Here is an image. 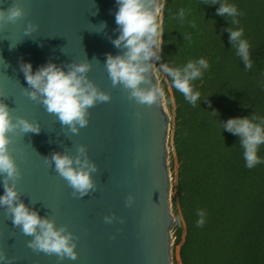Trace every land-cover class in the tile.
<instances>
[{
    "label": "water",
    "instance_id": "obj_1",
    "mask_svg": "<svg viewBox=\"0 0 264 264\" xmlns=\"http://www.w3.org/2000/svg\"><path fill=\"white\" fill-rule=\"evenodd\" d=\"M13 5L24 15L0 28V99L13 118L27 119L40 129L9 134V150L20 173L17 191L29 209L73 234L77 258L60 260L29 248L32 237L13 226L3 208L0 251L14 258L13 264H172L167 162L171 118L162 97L151 106L139 104L109 78L106 54L126 51L111 43L119 36L115 0H0L2 9ZM29 23L37 28L25 35ZM153 59L146 62L150 83L145 88L159 86ZM86 61L91 64L88 78L111 99L91 107L87 126L72 134L25 94L28 85L20 64L30 62L35 71L51 62L67 70ZM79 145L97 166L92 177L96 187L83 197L74 196L67 181L43 159L53 152L75 156ZM105 216L114 219L106 223Z\"/></svg>",
    "mask_w": 264,
    "mask_h": 264
},
{
    "label": "trees",
    "instance_id": "obj_2",
    "mask_svg": "<svg viewBox=\"0 0 264 264\" xmlns=\"http://www.w3.org/2000/svg\"><path fill=\"white\" fill-rule=\"evenodd\" d=\"M221 2L236 6L238 24L216 14ZM164 4L160 64L182 67L201 57L209 64L191 82L200 93L195 105L166 73L159 83L171 114L173 251L179 264H264V144L257 151L262 162L249 169L240 138L223 128L229 118L264 117V0ZM230 28L243 29L251 69L236 55ZM197 210L204 213L201 226Z\"/></svg>",
    "mask_w": 264,
    "mask_h": 264
},
{
    "label": "clouds",
    "instance_id": "obj_3",
    "mask_svg": "<svg viewBox=\"0 0 264 264\" xmlns=\"http://www.w3.org/2000/svg\"><path fill=\"white\" fill-rule=\"evenodd\" d=\"M117 11L115 23L119 29V36L111 43L116 48H123V55L113 56L106 54L105 67L113 86L121 85L129 93V98L139 104L153 105L164 95L159 86L143 87L150 83L146 73L148 62L152 58L159 59L163 41V11L164 0H115ZM216 0H214V4ZM219 16L233 17L232 23L238 24L236 19L240 13L235 5L221 2L216 9ZM24 15V10L19 5L8 9L0 8V28L8 22H15ZM182 20L185 10L178 12ZM101 28L105 27L102 23ZM37 26L31 23L25 29V35L36 30ZM229 39L234 43L236 55L240 57L246 69L252 68L250 58V45L243 38V29H228ZM13 46H10L12 48ZM15 47V46H14ZM208 61L201 57L187 61L182 67L172 68L168 65H159L157 70L170 77L171 87L180 92L186 101L195 105L200 97L194 91L191 82L200 78L204 70L208 69ZM91 68L89 62L72 63L67 70L54 63H47L33 71L30 62H22L20 70L24 75L28 89L25 94L33 101L41 103L46 111L55 114L62 125L67 126L72 134H78L80 128L87 126L89 109L97 103L108 102L111 97L100 90L87 76ZM224 130L240 138L243 148V158L247 168H253L261 163L257 155L258 147L264 144V117H234L223 124ZM39 133L40 129L22 117L13 118L8 105L0 99V208L10 214L12 224L19 227L23 234L31 236L28 247L34 251L56 254L60 260L68 258L75 260L76 243L71 232L66 227H56L55 221L42 218L35 210L29 209L21 200L17 191L19 171L11 155L9 145L12 143L10 133ZM76 155L53 152L45 157L44 163L54 167V170L64 178L73 189V195L79 197L87 195L95 189L93 174L97 166L92 162L86 147L77 146ZM133 198H127V206H131ZM200 217L196 221L201 226L204 213L197 210ZM114 217L105 216L106 223H111ZM14 258H8L0 251V264H13Z\"/></svg>",
    "mask_w": 264,
    "mask_h": 264
},
{
    "label": "rangeland",
    "instance_id": "obj_4",
    "mask_svg": "<svg viewBox=\"0 0 264 264\" xmlns=\"http://www.w3.org/2000/svg\"><path fill=\"white\" fill-rule=\"evenodd\" d=\"M159 65H161L159 59L157 60L156 58H154L153 59V68H154L155 75L157 76L158 83H160L161 79L164 76L163 72H159L157 70ZM162 98H163V105L165 107V110L167 111V113L169 114V116L171 118V114L169 113L168 108L165 106V96L163 95ZM170 133H171V130H170V127H169L168 140H167V149H168L167 162H168V168H169V166H170V168L171 167L173 168V167H175V164L173 163V157H172V148H171V143H170ZM169 173H170L171 183H172V175H171V171L170 170H169ZM170 195H172V191L170 192ZM170 199H171V196H170ZM172 216H173V224H174L175 223V216L173 215V213H172ZM171 243L173 245L172 232H171ZM171 256H172V264H179L178 257H177V248L173 251L172 246H171Z\"/></svg>",
    "mask_w": 264,
    "mask_h": 264
}]
</instances>
